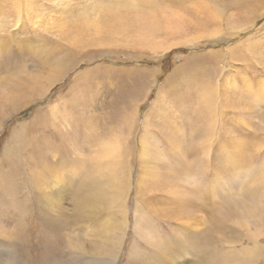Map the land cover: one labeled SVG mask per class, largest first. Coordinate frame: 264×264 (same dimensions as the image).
Returning a JSON list of instances; mask_svg holds the SVG:
<instances>
[{
	"label": "rangeland",
	"instance_id": "obj_1",
	"mask_svg": "<svg viewBox=\"0 0 264 264\" xmlns=\"http://www.w3.org/2000/svg\"><path fill=\"white\" fill-rule=\"evenodd\" d=\"M236 2L0 0V264L34 199L64 264H264V0ZM43 165L72 169L50 191Z\"/></svg>",
	"mask_w": 264,
	"mask_h": 264
},
{
	"label": "bare ground",
	"instance_id": "obj_2",
	"mask_svg": "<svg viewBox=\"0 0 264 264\" xmlns=\"http://www.w3.org/2000/svg\"><path fill=\"white\" fill-rule=\"evenodd\" d=\"M236 1H237L236 2L237 5L242 6L243 8H246L248 6V3H249L250 0H236ZM166 50H168V49H166ZM56 78L57 77H55V76L49 77L48 78V84L55 83L54 80ZM262 92H264V88L262 89ZM33 97H35V95H33ZM10 98H12V97H10ZM28 98H30V97H28ZM28 98H26V99H28ZM116 146H118V145H116ZM113 147H114V145H112L110 143H107V142H102L100 144L99 149H98V155L96 156V158L98 159V161L100 163L99 164L100 166H103L104 163L106 162V161H102L101 158H106L107 157V158H110V160H111V161H107V162H111V163L113 162V160H112V158H113V154H112ZM232 148H233V146H232ZM143 150L144 151L141 152V153H143V157H144V155H146V152H147L146 147H143ZM237 151H238V149L236 150V152ZM239 153H240V151H239ZM121 154L122 153H120L118 155V157H117L118 160L120 159L119 156ZM227 154H228V152H227ZM230 162H231V160H230ZM111 163H108V164L106 163V165H105V166H108L110 164L109 170L112 167ZM226 164H227V162H222L220 164V167H223ZM117 165H120L119 161H117ZM227 166L228 165H226L225 168ZM71 169L72 168H67L64 171L61 168H56L54 166L48 168L46 165H43V167L41 168V174L37 178V181L39 182L41 180L42 184L46 188H48L50 191L56 190V189L59 188V185L62 183V181L65 180L68 177V173H69V171ZM75 170L76 169H74V171ZM6 186H8V185H6ZM39 189H41V188H39ZM206 192H208V191H206ZM206 196H208V195H206ZM119 197H121V196H119ZM48 198H50V196L45 192L44 196H43V200L46 201ZM27 203L28 204H33L35 206V208H36V211L39 212L42 215V217H41V220L38 219V224L35 227V233H36L35 236H34L35 238L30 235L29 231H26V232L22 233V235H21L22 244L20 245V247H21V250L25 253V257H26V263H24V264H64L63 261H62L61 254L59 256L60 258L59 259L57 258L58 257L57 256V250L59 248V242H60L59 235L63 237L64 233L66 232V226H65L64 221H63V212L61 210H56V212L54 214H52L49 211L43 209L41 207V205L37 201H35V199L34 200H27ZM248 210H250V209H248ZM123 215H124V213H123ZM180 216H181V219H187L186 222L183 225L181 224L182 227H180V231H179L180 236H181V234H183V235L185 234V238H182V239H184V241L182 240L181 244H180V246H181L180 250H182V246L187 245V247L188 246L191 247L196 241L202 240V238L198 237L199 235L196 236V233L194 231V230L197 229V225L199 223L195 219L196 216H190L191 218H185L186 217V213L185 214H181ZM31 237L33 239H31ZM66 247H68V246L66 245ZM158 248H159L158 252L161 253L163 249L160 247V245H159ZM182 251H183V253H181L180 254L181 257H179V260H180V258L182 260H180V261L178 260L179 261L178 264H193L192 262H194L195 264H203V262H204V264L213 263L212 262L213 261L212 258H210L209 256L206 257V258L204 256V259H203V262H202V259L201 258L198 259L196 256L193 255V253H191L192 254L191 256H193V260H188L186 258L187 254H188V251H186L185 248ZM179 252H181V251H179ZM117 253H119V252H117ZM178 255H179V253H178ZM38 260H39V262H38ZM0 261H2L1 258H0ZM6 263L7 264H11V263H8V262H6Z\"/></svg>",
	"mask_w": 264,
	"mask_h": 264
},
{
	"label": "trees",
	"instance_id": "obj_3",
	"mask_svg": "<svg viewBox=\"0 0 264 264\" xmlns=\"http://www.w3.org/2000/svg\"><path fill=\"white\" fill-rule=\"evenodd\" d=\"M174 53H175V52H172V53H170V54L165 55L166 58L164 57V59H163L164 63H167V64H168V59H169V58L172 59V56L174 55ZM167 70H168L167 68H163V71H164V72H166Z\"/></svg>",
	"mask_w": 264,
	"mask_h": 264
}]
</instances>
